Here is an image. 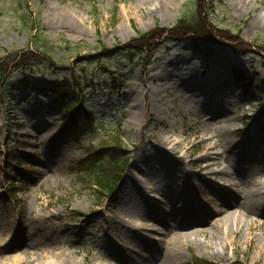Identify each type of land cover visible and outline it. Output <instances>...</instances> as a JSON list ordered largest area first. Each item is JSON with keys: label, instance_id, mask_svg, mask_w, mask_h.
Masks as SVG:
<instances>
[{"label": "rangeland", "instance_id": "1", "mask_svg": "<svg viewBox=\"0 0 264 264\" xmlns=\"http://www.w3.org/2000/svg\"><path fill=\"white\" fill-rule=\"evenodd\" d=\"M238 1L245 0H214L206 12L214 34L233 36L236 43L170 38L180 18L191 19L209 5L206 0H169L163 13L161 0H0V58L10 50L36 48L25 17L41 25L40 49L52 54L54 65L13 70L9 83L0 82V233L5 239L20 241L29 230L41 231V221L31 222L46 214L60 232L52 250L76 255L82 264H143L145 259L147 264H264V209L248 197L233 198L235 187L246 192L244 180L218 183L205 169L210 161L202 159L205 138L226 145L216 120L205 130L206 117L216 108V119L224 117L232 128L228 139L239 141L253 130L250 146L263 166L245 179L264 177V57L259 47L264 27L247 32L251 20L264 15V0H252L253 11L240 14ZM67 17L75 23H67ZM158 31L163 36L142 61L131 64L110 54L139 33L158 36ZM113 76L121 77L116 86ZM62 78L79 87L70 104L82 105L68 133L60 129L67 108L49 92L50 84ZM186 85H197L187 104L180 98L183 88L189 90ZM81 117L85 122L78 121ZM118 124L123 138L116 156L128 164L111 193L95 189L92 169L98 160L112 161L105 149ZM167 133L176 141L165 145L168 150L175 145V154L160 144ZM227 154V159L224 153L218 156L222 168H231L236 158L232 151ZM115 166L108 167L110 174ZM240 167L253 166L245 162ZM132 174L151 188L138 193L140 187H132L134 198L123 205L120 198ZM181 181L180 188L174 185ZM233 211L238 215L233 227L222 226ZM185 214L196 222L180 227ZM129 218L140 225L132 243L122 225ZM190 227L197 234L179 244L176 233ZM142 238L156 248L145 249L138 243ZM161 243L165 252L175 254L166 257ZM15 248L17 256L33 261L44 247L26 255L24 243ZM121 252L125 260L112 262L111 255Z\"/></svg>", "mask_w": 264, "mask_h": 264}, {"label": "bare ground", "instance_id": "2", "mask_svg": "<svg viewBox=\"0 0 264 264\" xmlns=\"http://www.w3.org/2000/svg\"><path fill=\"white\" fill-rule=\"evenodd\" d=\"M168 1L169 0H161V13H163L164 10H169ZM254 5H255V2L252 0H245L241 2L238 1L236 3V12L238 14L243 13V12H252L253 11L252 6ZM66 22L72 25L75 23L73 20H71L70 17L66 18ZM263 27H264V15H258L251 20L247 28V32L253 33ZM186 87L189 90H185L183 88L182 91L180 92V95H181L180 98L183 101V103L186 102L187 104L188 102H190L189 99L194 98V96L196 95L194 92H197L195 91V89H197V85H186ZM143 94L147 96V93H145V91L143 92ZM209 114H210V117L209 116L206 117V121H205L206 129L205 130H207L208 123H210L213 120H216L219 123V129L221 130L220 134L222 138L226 140V145L225 144L222 145L221 140L219 142L213 141V140L211 141L209 140L210 138H205L203 140V144L205 145L207 152L205 155L202 156V159L210 161L205 166V169L211 172V176L214 177L218 183L221 181L222 183L223 182L227 183L229 181L231 183L233 182L232 180L242 178V180H244L243 182L245 184L246 192H243L244 190L239 191L238 188L235 187L231 192L232 197L233 198L234 197H237V198L248 197V200L251 202L252 205H254V207H256L257 209L263 210L264 209V177L261 180L255 181V182H252L251 180L246 181L245 179L246 175H248L254 168L257 169V167L263 166V164L259 162L258 158L255 156L256 151L253 150L250 146L252 142L255 141V138L250 140V138L254 137L253 130L248 131L246 133V136L239 141L228 139L226 135L230 131H232L231 130L232 128L228 126L226 122H224L225 118L219 116L221 118L216 119V116L219 115L216 108L215 109L212 108ZM261 126L264 128V122L262 123ZM202 134H205V133H202ZM171 138L172 136L169 133H167L161 138L160 144L168 152L175 154L177 153L176 151L177 147L175 145L172 146V148H170L171 150H168L169 147L165 145V144H171L172 142L176 141ZM220 148L223 149L222 152L218 151ZM212 150H215L216 153H210V151ZM230 151H232V156L236 157L234 161H232L230 164L231 168L220 167L218 156H221V154L224 153V159H227L229 155L227 154V152L230 153ZM213 154L216 156H213ZM241 160L243 161L241 162ZM245 162L249 163L250 166H253V167L252 168L248 167L247 170L240 167V165L245 164ZM134 167L141 168L138 164L137 166L135 164ZM173 175L177 177L176 173H173ZM129 178L131 179V182L124 188L121 198H120V201L123 205H126L127 203L132 201V199L134 198L133 193H131V190H130L132 187L134 188L137 186L138 188L140 187V190L139 189L136 190V192L138 193L141 190L145 191V190H148V188H151L148 185L145 186V184H143L142 179H140L139 177L138 178L133 177V174ZM48 181H50V179H48ZM181 184H182V181L175 183L174 185L180 188V186H182ZM181 190H183V188H181ZM140 195L143 197V193L140 192ZM133 202L138 203L137 201H133ZM184 204H186L187 206V203H184ZM133 210H134L132 212L133 215L135 217L139 216L138 209L136 206H133ZM173 214L175 213L173 212ZM237 216L238 215L235 211H233L232 213L229 212L224 216V222H221V223L219 222V223L222 226L228 224V225H232L233 227V224L235 223ZM183 218L184 219L181 220L180 227H187L188 225H191L196 222V220H194L196 218L194 215L193 216L188 215V217L184 215ZM33 219L34 221H32L31 223L41 221L43 225L42 226L43 229H41V231L38 230V232L29 230L26 233L25 238L24 239L22 238L20 241H13L12 239L11 240L5 239L3 235L0 233V264H82V261L77 259L76 255H69L68 253H66V251L59 250L57 248H54L52 250V245L58 241L59 239L58 235L60 234V232L55 231L56 230L55 228L58 226L56 225L55 222L51 220V216H48L46 214L45 215H35ZM122 225L125 228L126 239L128 240V242L132 243L138 234L137 227L140 225L132 221L130 218L128 219V221H126V223L124 224L122 223ZM221 225L217 224V226H221ZM180 231L181 232H177L175 235V238L179 239L178 241L179 244H183L182 242L183 239H191L197 234V230L191 231L190 229L186 230V228H183V230H180ZM21 242L27 246V248H25V255L28 252L34 253L36 250H39L43 247L44 248L41 250L38 256L34 258L33 261H30L28 260V258L17 256V252L20 250H18L19 248H15V247ZM107 243H109V240L107 241ZM138 243L141 244L145 249L150 248V246L153 248H156V243L148 242L143 238L139 239ZM49 247H51L50 250H49ZM175 247L179 248L181 247V245H176ZM160 248L162 252H165L164 250L165 246L162 243H161ZM157 249H159L158 246H157ZM173 253L175 254V252H165V256L170 257V255H173ZM8 255H13V258L8 263H6L4 258H6ZM123 255H124L123 252H121L118 255H111L112 262L125 260ZM142 263L147 264V259L143 260ZM95 264H102V263L96 262Z\"/></svg>", "mask_w": 264, "mask_h": 264}, {"label": "trees", "instance_id": "3", "mask_svg": "<svg viewBox=\"0 0 264 264\" xmlns=\"http://www.w3.org/2000/svg\"><path fill=\"white\" fill-rule=\"evenodd\" d=\"M18 2H27V0H16ZM202 0H200L201 2ZM209 5L202 9L200 8L198 12L193 13V17L188 19V17L182 18L179 20L177 25V29L170 32V38H178L188 36L190 39H197V40H205V41H213V40H225V41H234L233 36H227L223 33L214 34L213 26L209 23L208 16L206 14L209 13L214 5V0H206ZM199 2V3H200ZM26 21V24H30V29L32 31H36L37 33L34 35L37 41L36 44H40L38 38H40L41 33V25L37 22ZM158 36L151 35L149 33H140L137 38H133L129 43L126 45H120L115 48V50L111 51L110 54L114 57L121 56L124 59H128L131 62H134L136 59H140L146 51H151L154 47L153 41L156 38L162 37L163 32L158 31ZM169 34V33H167ZM166 35V34H165ZM237 39L234 42H238ZM236 48V46H233ZM261 52L263 53L264 57V44L259 45ZM38 52V51H37ZM36 52V53H37ZM34 51H27V52H11L7 56V58L1 60L0 62V80H5L8 77V72L10 68H17V69H26L30 67H51L54 68L53 65V58L49 56L47 53H38L36 54ZM264 64V62H263ZM4 78V79H3ZM80 82V80H79ZM79 88V87H78ZM78 88L74 85L72 81H68L67 79H63L60 81L53 82L50 86V91L55 94L57 99L66 101L72 96L73 93L78 91ZM69 116L64 119L63 126L67 125L71 120V117H75L71 109H68ZM71 122V121H70ZM113 146L108 147L106 149L107 153L111 158V162H107V164L102 165L98 168L97 173L94 175L95 182L103 189H107L109 191H113L116 187V181L121 178V172L124 169L122 162L119 161L118 157L116 156L117 152L119 151L118 147L122 143L120 137H116L111 142ZM107 165L110 168H113L115 165V172L110 174L109 169H107ZM111 171V170H110ZM111 175V176H110Z\"/></svg>", "mask_w": 264, "mask_h": 264}]
</instances>
